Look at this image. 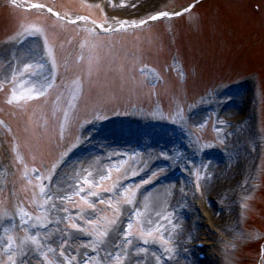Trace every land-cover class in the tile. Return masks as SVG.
<instances>
[{"label":"rangeland","instance_id":"1","mask_svg":"<svg viewBox=\"0 0 264 264\" xmlns=\"http://www.w3.org/2000/svg\"><path fill=\"white\" fill-rule=\"evenodd\" d=\"M84 1L65 0V7L61 4L58 6L64 11L72 9L99 18L96 11L83 10L80 5ZM93 1H98L112 15L142 22L171 7L184 6L190 0H148L146 3H130L127 9L122 6L117 8L114 0ZM257 1L261 6L260 16L249 9V0H237L235 2H244V5L237 3V6L231 4L222 7L218 21L222 24L208 25L203 34L199 32L191 36L194 40L190 38L178 44L176 51L170 50L164 42L137 46L134 50L141 56L129 59L119 54L112 64L107 53L99 51L102 53L97 59L90 58L83 67L79 64L71 68L68 80L82 79L87 87L86 99L89 97L90 100L87 99V104L84 101L82 103L81 87L74 99L65 97V101L58 105L54 103L48 108L52 126L44 136L41 135L37 120L26 114L29 105L48 90L46 86L40 88L37 75L31 73L35 69L33 63L27 62L23 66L17 63L12 68L7 67L8 71L0 66V186L7 184V198L14 196L17 186L27 195L26 200H17L10 209H3L0 213L1 229L5 222L1 221L3 214L15 210L11 212L9 225H4L6 228L0 230V264H23L20 254L26 251L32 252V260H35L26 264H50L51 261H54L53 264H79L77 258L82 253L94 250L93 247H99L109 238L126 209H129L131 203L128 200L133 201L139 187L146 181V184L151 183L153 178L126 187L124 191L127 194L118 192L123 180L140 170L124 165L105 171L102 175L88 174L80 182L71 184L73 180L70 175L86 170L87 162L82 164L80 161L66 171L65 178L60 180L61 184L55 183L53 189H49L50 176L54 171L52 168L66 150L82 143L86 128L81 130V126L90 123L89 127L97 126L104 119L119 121L126 117L139 122L154 119L158 122L184 123L191 109L199 104H207L212 93H217L220 86L229 85L250 73L256 72L261 78L264 77V0ZM39 4L47 2L39 0ZM16 21L17 18H10V13L8 15L5 9H0V28L4 25L0 41L9 42L18 37L17 31L7 32L11 30L10 24L15 25ZM7 24L9 29H6ZM217 32H226L229 47L223 45L224 41L215 42L214 34ZM140 68H145L142 74ZM183 68L187 72L186 76ZM72 87L73 83L70 82L69 89ZM228 101L230 99L225 102ZM84 105L89 109L86 110ZM45 106L40 105L43 110ZM217 110L216 107L211 113L205 112L201 124H191L190 134L201 149L225 147L224 141L217 138ZM249 143L246 144L248 147ZM21 148L29 155L27 163L22 157ZM81 165L85 168L81 169ZM85 180L89 182L84 183ZM70 186L74 187L71 191L68 190ZM54 189V197L50 199L47 192ZM1 190L0 197L3 196ZM233 193L242 201L236 200L237 203L233 205L237 211V221L232 226L234 232L226 236L228 232L224 238L215 240V249L219 254H224L225 260L221 255L218 264H256L261 251L254 242H258L264 233V180L257 166L246 183L239 184ZM144 214L134 219L130 233L127 232L129 238L133 237L132 242L125 245L117 257L105 261L97 256L88 264H126L129 259L139 256L140 252L151 255L147 250L152 249L144 248L147 245H158L170 252L176 245L177 230H172L174 238L169 243L160 231L144 227ZM169 219H173L170 211ZM249 223L261 231L252 232ZM31 226L35 229L43 226L46 229L42 235H35L32 239ZM52 238L57 241L51 243L49 240ZM28 240V244L33 243L29 247L26 246ZM63 243L64 250L80 253L76 255L70 251L64 255ZM153 254V261L156 259L155 262L160 264L158 255ZM55 255L59 256L58 259Z\"/></svg>","mask_w":264,"mask_h":264},{"label":"bare ground","instance_id":"2","mask_svg":"<svg viewBox=\"0 0 264 264\" xmlns=\"http://www.w3.org/2000/svg\"><path fill=\"white\" fill-rule=\"evenodd\" d=\"M126 1H132L136 4L140 2L146 3L148 0ZM150 1L152 2V0ZM120 2V6H122L124 2L122 0ZM18 60L22 66L26 62V59L23 56L19 57ZM24 91H28V89H25ZM241 110L244 111V113H248V109L246 107ZM234 113L235 111L229 112L230 115H233ZM203 117L204 116L201 115L200 112H197L196 115L193 116L192 121L194 124H201ZM133 123H135L134 120L128 122V125L131 128L130 132L138 130L142 135V140L139 145L131 142L129 133L126 135L121 134L119 140L117 141L115 139L110 140L108 138L110 145H118L117 147H120L121 149H110V152L101 151L104 153L103 155L100 154L101 145L108 149L109 146L104 145L102 142H100L101 140L90 144V146H92L90 147L91 151L89 152L90 157L84 158L87 162L86 170L83 173L81 171L74 172L71 175V179L73 180L71 184H75V181L80 182L88 174L102 175L105 171H109L112 168H118L124 165H130L131 168L140 169L138 172L146 177L166 173L176 165L188 167L189 163L187 158L184 157L183 153L178 149H170L172 142H177L179 140V131L176 134H171L165 129L155 128L152 132H149L144 127L145 124L150 123V121H136L135 127L133 126ZM232 129L233 127H231V129L218 128L219 132L217 133V138L222 141L225 140L224 142L227 143L229 148L239 150L236 137L230 133ZM138 131H136V135L139 133ZM91 142L93 141L91 140ZM124 146H127V148L123 149L122 147ZM162 146L168 149V155L165 158H162L161 151H158V149L163 148ZM116 153L121 154L124 157V160H121V158ZM113 154H116V158L113 157ZM213 155L217 157H215V159H209L207 155H205L204 161L193 163L191 170L194 175L197 171H202L199 182L203 183L204 185L201 189L200 197L203 199L206 206V212L210 216L209 222H211L212 228L217 230L220 229L225 232L226 235L229 217H231L230 212L228 213L225 211H220L219 209L212 211L210 205L207 204V202L213 199L220 200L223 194L229 190H233L237 180L239 179V175H241L242 167L250 164V162H248L246 158H242L241 161L243 163H241L238 158L231 159L227 157V159H225L223 155L218 153H213ZM162 184L163 186L160 187ZM160 185L157 189H154L150 192H145L143 190L140 191V200H142V202L135 214L134 212H131L134 204L130 209H128V213L125 216L127 217L125 219V223L127 224V221L134 219V217L137 218V216L143 215L146 211V215L144 214L145 217L142 218L143 225L146 229L160 231L162 234H164L169 243H171L172 239L174 238L172 230L176 229L182 236V245L185 246L186 241L189 238V233L184 226V217L178 214L179 211L175 208L181 204L184 205L182 197L184 195L185 191L183 190L186 188L187 182L184 183L182 190L181 188L179 189L177 185L165 184V182H161ZM73 188V186H70L68 187V190L71 191ZM180 192L183 193L180 197V201L174 203V197H178ZM123 193L127 194V191H123ZM169 211L172 213L173 219H169ZM110 240L111 238L108 240V242H110ZM113 240L115 241V235H113ZM175 242H177V238H175ZM30 244L33 243L31 242ZM30 244L26 246L29 247ZM136 264L158 263L153 261L151 262V260L148 262L147 260L146 262H136ZM183 264L195 263L192 262V260H184Z\"/></svg>","mask_w":264,"mask_h":264},{"label":"snow or ice","instance_id":"3","mask_svg":"<svg viewBox=\"0 0 264 264\" xmlns=\"http://www.w3.org/2000/svg\"><path fill=\"white\" fill-rule=\"evenodd\" d=\"M33 7H40V5H33ZM49 11H51V9H49ZM179 14V13H177ZM161 15H167V13H162ZM157 17H152V19H156ZM103 179V178H102ZM89 181L85 180L84 183H88ZM69 199H71V197H69ZM101 203H103L104 201H100ZM132 201L129 199L128 203H131ZM89 223H91V221H89ZM113 223H115V221H113ZM73 227H75V225H73ZM131 230V224L128 225L127 230L130 233Z\"/></svg>","mask_w":264,"mask_h":264}]
</instances>
